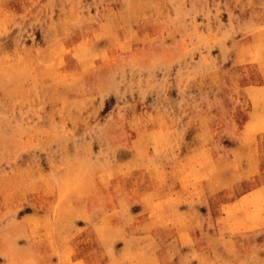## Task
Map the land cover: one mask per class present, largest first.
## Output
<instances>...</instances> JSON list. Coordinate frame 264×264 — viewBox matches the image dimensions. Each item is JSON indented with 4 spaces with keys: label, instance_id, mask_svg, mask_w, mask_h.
I'll use <instances>...</instances> for the list:
<instances>
[{
    "label": "rangeland",
    "instance_id": "1",
    "mask_svg": "<svg viewBox=\"0 0 264 264\" xmlns=\"http://www.w3.org/2000/svg\"><path fill=\"white\" fill-rule=\"evenodd\" d=\"M0 264H264V0H0Z\"/></svg>",
    "mask_w": 264,
    "mask_h": 264
}]
</instances>
